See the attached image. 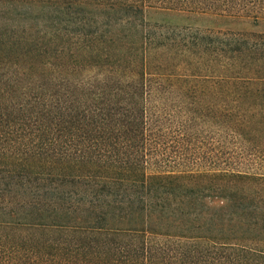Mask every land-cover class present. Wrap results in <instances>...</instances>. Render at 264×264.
<instances>
[{"label":"trees","instance_id":"obj_1","mask_svg":"<svg viewBox=\"0 0 264 264\" xmlns=\"http://www.w3.org/2000/svg\"><path fill=\"white\" fill-rule=\"evenodd\" d=\"M264 0H0V264H264Z\"/></svg>","mask_w":264,"mask_h":264},{"label":"rangeland","instance_id":"obj_2","mask_svg":"<svg viewBox=\"0 0 264 264\" xmlns=\"http://www.w3.org/2000/svg\"><path fill=\"white\" fill-rule=\"evenodd\" d=\"M146 20L151 24H173V25H191L200 29L223 28L231 30H246L252 32L264 33V22L255 23L253 20L227 22L208 17L189 16L187 14H176L157 10H148Z\"/></svg>","mask_w":264,"mask_h":264}]
</instances>
